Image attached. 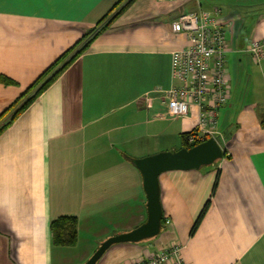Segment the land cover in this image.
<instances>
[{
  "label": "crops",
  "instance_id": "obj_1",
  "mask_svg": "<svg viewBox=\"0 0 264 264\" xmlns=\"http://www.w3.org/2000/svg\"><path fill=\"white\" fill-rule=\"evenodd\" d=\"M128 0L38 7L0 0V115L49 66ZM119 3L117 8L115 5ZM202 10L227 45V103L217 113L221 160L158 176L161 229L111 246L96 264H131L181 246L186 264H264V0H133L0 133V264H85L98 245L146 220L133 160L182 147L198 109L172 117L171 54L188 44L176 19ZM217 11V14L214 13ZM77 221L72 246H53L50 222Z\"/></svg>",
  "mask_w": 264,
  "mask_h": 264
},
{
  "label": "built area",
  "instance_id": "obj_2",
  "mask_svg": "<svg viewBox=\"0 0 264 264\" xmlns=\"http://www.w3.org/2000/svg\"><path fill=\"white\" fill-rule=\"evenodd\" d=\"M174 29L186 36L188 44L171 54L172 77L177 84L167 90L165 100L172 117H185L193 107L198 109L197 122L187 143L199 144L217 137V113L229 98L227 45L217 20L202 10L180 15ZM249 54L258 63L264 56V39L254 42ZM181 248L172 245L131 264H186L180 256Z\"/></svg>",
  "mask_w": 264,
  "mask_h": 264
},
{
  "label": "water",
  "instance_id": "obj_3",
  "mask_svg": "<svg viewBox=\"0 0 264 264\" xmlns=\"http://www.w3.org/2000/svg\"><path fill=\"white\" fill-rule=\"evenodd\" d=\"M224 152L214 138H208L191 148H180L172 152H160L152 156L133 160L141 175L146 196V220L126 233L108 237L102 241L85 264H96L113 245L138 243L157 236L161 229V208L159 203L158 176L173 170H197L221 160Z\"/></svg>",
  "mask_w": 264,
  "mask_h": 264
},
{
  "label": "trees",
  "instance_id": "obj_4",
  "mask_svg": "<svg viewBox=\"0 0 264 264\" xmlns=\"http://www.w3.org/2000/svg\"><path fill=\"white\" fill-rule=\"evenodd\" d=\"M133 0H128L125 5L105 21H100L95 27L84 32L82 37L67 51H65L51 66H49L15 101H13L0 115V133L7 128L54 80L89 47L90 43L104 30L114 19L120 15L124 8ZM119 3L115 5V8ZM2 84H10L11 80L0 78ZM193 131L181 135L183 148H191L197 144H188L187 138ZM77 221L73 216H60L50 222L49 231L53 246H72L77 240Z\"/></svg>",
  "mask_w": 264,
  "mask_h": 264
},
{
  "label": "snow or ice",
  "instance_id": "obj_5",
  "mask_svg": "<svg viewBox=\"0 0 264 264\" xmlns=\"http://www.w3.org/2000/svg\"><path fill=\"white\" fill-rule=\"evenodd\" d=\"M28 2L38 6V7H43L47 6L49 4L53 6H59L61 4L73 2V0H28Z\"/></svg>",
  "mask_w": 264,
  "mask_h": 264
},
{
  "label": "rangeland",
  "instance_id": "obj_6",
  "mask_svg": "<svg viewBox=\"0 0 264 264\" xmlns=\"http://www.w3.org/2000/svg\"><path fill=\"white\" fill-rule=\"evenodd\" d=\"M227 67V66H226ZM226 70H227V68H226Z\"/></svg>",
  "mask_w": 264,
  "mask_h": 264
}]
</instances>
